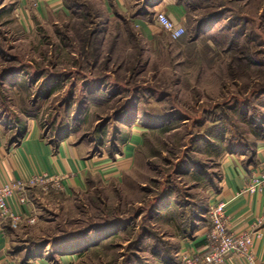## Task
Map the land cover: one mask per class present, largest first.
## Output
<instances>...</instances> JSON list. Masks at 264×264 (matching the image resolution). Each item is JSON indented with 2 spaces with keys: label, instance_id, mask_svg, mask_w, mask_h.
I'll list each match as a JSON object with an SVG mask.
<instances>
[{
  "label": "rangeland",
  "instance_id": "rangeland-1",
  "mask_svg": "<svg viewBox=\"0 0 264 264\" xmlns=\"http://www.w3.org/2000/svg\"><path fill=\"white\" fill-rule=\"evenodd\" d=\"M134 1L136 11L145 0ZM186 1L187 33L173 40L158 26L149 40L127 15L108 17L102 0H64L66 11L31 28L16 16V0H0V121L37 118L46 135L70 137L89 157L121 158L133 131L142 136L117 177L31 189L30 216L9 222L24 256L81 249L74 264L176 259L174 235L209 219L224 158L258 164L264 0Z\"/></svg>",
  "mask_w": 264,
  "mask_h": 264
},
{
  "label": "crops",
  "instance_id": "crops-1",
  "mask_svg": "<svg viewBox=\"0 0 264 264\" xmlns=\"http://www.w3.org/2000/svg\"><path fill=\"white\" fill-rule=\"evenodd\" d=\"M130 2L131 0H102L108 17L112 18L127 15L129 19L133 15L134 7L140 4L139 1H134L135 5H130ZM190 8L186 0H158L151 9L155 12L165 11L179 23L185 24L191 12ZM14 10L19 20L31 28L36 21L48 19L59 11H66V4L64 0H16ZM130 21L139 26L140 33L146 39H155L161 32L158 25L144 15L134 16ZM141 140L139 131H133L124 144L121 158H112L109 155L89 157L86 149L78 146L70 137L55 138L46 135L37 118L0 121V187L14 178L48 174L72 175V178L66 180L68 188H86L91 176L102 174L104 178L108 176L107 179L117 177L122 168L132 162L135 149ZM255 156L257 165L247 164L244 157H225L221 163L218 189L211 196L212 202L219 199L226 202L234 231L252 229L261 220L254 235V262L249 263L238 256L230 255L223 264H264V189L257 186L255 190L244 191L251 184L253 173L259 170V164L264 161V144H260ZM10 204L18 214L29 209L28 205H21L15 199H11ZM9 222L0 221V248L4 249L0 264H74L80 259L81 249H67L59 259L49 256L48 250L30 255L27 253L24 256V253L14 247L15 241L12 239ZM207 229L208 226L204 223L194 224L189 231H185L184 236L174 235L177 258L164 261L160 257L159 261H152L150 264H179L183 253L205 250ZM76 242L78 241L74 244Z\"/></svg>",
  "mask_w": 264,
  "mask_h": 264
},
{
  "label": "built area",
  "instance_id": "built-area-1",
  "mask_svg": "<svg viewBox=\"0 0 264 264\" xmlns=\"http://www.w3.org/2000/svg\"><path fill=\"white\" fill-rule=\"evenodd\" d=\"M155 20L159 28L167 31L173 40L181 38L186 32V27L176 20L174 21L165 11H158ZM261 162L257 173H253L251 184L244 188V191L255 190L257 186L264 189V161ZM70 178L72 175L36 174L28 178H14L7 181L0 187V221H10L11 225L17 227L30 216V209L21 214L16 213L10 204L11 199L26 206L30 202L32 188L65 190L66 180ZM207 215L213 227L205 236L207 239L206 249L183 253L179 264H223L230 255L238 256L249 263L254 262V235L261 220L252 229L234 231L231 227L232 221L227 204L221 199L209 203ZM29 221L35 222L36 218L32 217ZM3 253L4 249L0 248V257Z\"/></svg>",
  "mask_w": 264,
  "mask_h": 264
},
{
  "label": "trees",
  "instance_id": "trees-1",
  "mask_svg": "<svg viewBox=\"0 0 264 264\" xmlns=\"http://www.w3.org/2000/svg\"><path fill=\"white\" fill-rule=\"evenodd\" d=\"M158 0H145L144 1V3H142V5H141V8H139L138 10H136V11H134L133 12V15L128 19V21H130L131 19H132V17H134V16H137V15H144L146 18H148V19H150L151 21H154L155 23H156V20H155V16H156V13L157 12H155V11H153L151 8L153 7V5L157 2ZM179 2H182V1H185V0H178ZM205 1V0H204ZM205 5V4H204ZM199 7H201L200 5H199ZM203 7V6H202ZM193 8H196V7H193ZM222 12V11H221ZM218 13H214V15H217ZM210 16H213V15H210ZM118 17L119 18H121L122 17V15H118ZM204 20V19H203ZM174 21H175V18H174ZM131 22V21H130ZM178 22V21H177ZM203 22V21H202ZM201 22V23H202ZM157 24V23H156ZM158 25V24H157ZM202 25V24H201ZM201 32H202V28L201 27H199L198 29H197V32L194 34V36L191 38V41H195V40H197L199 37H200V35H201ZM102 33H103V30L102 29H96L95 30V37L96 38H98V40L100 41V36H102ZM187 33V30H186V32H185V34ZM184 34V35H185ZM183 35V36H184ZM112 36V39H113V47L110 49V52H113V50L115 49V47L117 46V43H118V41H119V35L116 33V34H112L111 35ZM182 36V37H183ZM181 37V38H182ZM181 38H179V39H181ZM179 39H177V40H179ZM104 41V40H103ZM106 42V41H105ZM102 44H103V42H102ZM256 153V152H255ZM208 218H207V222L205 221V219H204V221H203V223L204 224H206L207 226H208V229H207V232L211 229V227H213L212 226V224H211V222H210V220H209V222H208ZM173 256H175L174 254L172 255V254H163L161 257L163 258V260L164 261H168V260H170V259H172L173 258Z\"/></svg>",
  "mask_w": 264,
  "mask_h": 264
},
{
  "label": "water",
  "instance_id": "water-1",
  "mask_svg": "<svg viewBox=\"0 0 264 264\" xmlns=\"http://www.w3.org/2000/svg\"><path fill=\"white\" fill-rule=\"evenodd\" d=\"M47 244V243H46Z\"/></svg>",
  "mask_w": 264,
  "mask_h": 264
}]
</instances>
